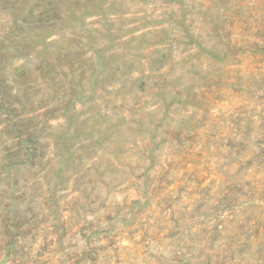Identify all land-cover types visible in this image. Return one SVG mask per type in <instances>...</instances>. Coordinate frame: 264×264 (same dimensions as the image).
<instances>
[{"label":"rangeland","instance_id":"rangeland-1","mask_svg":"<svg viewBox=\"0 0 264 264\" xmlns=\"http://www.w3.org/2000/svg\"><path fill=\"white\" fill-rule=\"evenodd\" d=\"M0 264H264V0H0Z\"/></svg>","mask_w":264,"mask_h":264}]
</instances>
